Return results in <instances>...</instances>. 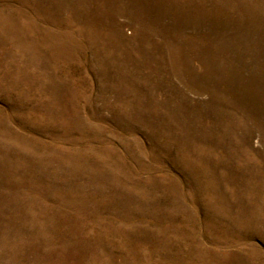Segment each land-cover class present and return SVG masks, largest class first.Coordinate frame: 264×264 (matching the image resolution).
Masks as SVG:
<instances>
[{
	"label": "rangeland",
	"instance_id": "1",
	"mask_svg": "<svg viewBox=\"0 0 264 264\" xmlns=\"http://www.w3.org/2000/svg\"><path fill=\"white\" fill-rule=\"evenodd\" d=\"M0 264H264V0H0Z\"/></svg>",
	"mask_w": 264,
	"mask_h": 264
}]
</instances>
